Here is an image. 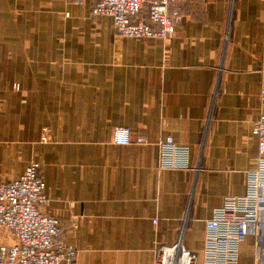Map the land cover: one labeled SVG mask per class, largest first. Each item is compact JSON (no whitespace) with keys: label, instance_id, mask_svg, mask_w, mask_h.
<instances>
[{"label":"crops","instance_id":"1","mask_svg":"<svg viewBox=\"0 0 264 264\" xmlns=\"http://www.w3.org/2000/svg\"><path fill=\"white\" fill-rule=\"evenodd\" d=\"M182 11L170 40H136L88 0H0V184L39 164L42 212L76 264H154L179 241L202 264L205 222L245 193L264 114V0ZM115 128L130 144L112 143ZM168 137L190 148L191 170L159 169ZM261 225L238 264H264Z\"/></svg>","mask_w":264,"mask_h":264},{"label":"built area","instance_id":"2","mask_svg":"<svg viewBox=\"0 0 264 264\" xmlns=\"http://www.w3.org/2000/svg\"><path fill=\"white\" fill-rule=\"evenodd\" d=\"M88 1L91 15L110 17L113 31L120 38L170 40L183 21L185 0ZM144 10L146 17L141 18ZM14 89L18 90V86ZM259 102L264 107V89ZM251 136L257 142L256 166L246 172L244 195L224 199L205 222L202 264H238L240 245L251 233H258L264 223V114L252 123ZM130 142L128 128L114 129V145ZM142 142L138 139V143ZM158 151L159 169H192L188 146L168 137L159 142ZM38 170V163H30L18 179L0 184V264H76L75 247L58 241L59 220L42 212L48 197ZM7 238L11 243L3 242ZM196 260V255L179 241L170 247H158L154 264H195Z\"/></svg>","mask_w":264,"mask_h":264},{"label":"trees","instance_id":"3","mask_svg":"<svg viewBox=\"0 0 264 264\" xmlns=\"http://www.w3.org/2000/svg\"><path fill=\"white\" fill-rule=\"evenodd\" d=\"M143 16H146V10L142 11L140 17L142 18ZM145 18V17H144Z\"/></svg>","mask_w":264,"mask_h":264}]
</instances>
